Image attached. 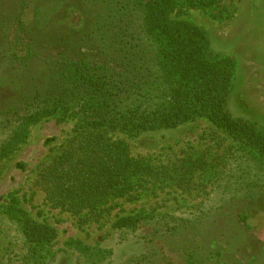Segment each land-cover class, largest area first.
Segmentation results:
<instances>
[{
	"label": "trees",
	"instance_id": "1",
	"mask_svg": "<svg viewBox=\"0 0 264 264\" xmlns=\"http://www.w3.org/2000/svg\"><path fill=\"white\" fill-rule=\"evenodd\" d=\"M14 1L20 8L8 12L6 22L12 19L19 31L8 56L26 67L27 56L19 54L29 53L35 41L24 13L39 11L35 0ZM86 1L98 4L87 32L89 44L98 32V47L93 52L88 43L74 51L60 48L54 59H46L30 95H12L0 104V162L27 142L40 120L72 119L73 142L47 165L40 184L53 204L91 213L138 183L188 188L203 165L196 160L152 164L131 156L111 133L137 137L205 119L240 155L239 178L214 186V197L188 215L150 211L117 217L112 222L120 233L116 259L114 246L69 240L72 264H160L166 261L165 248L183 264H264V244L246 235L252 227L249 211L260 200L254 195L264 191V126L229 111L233 59L210 54L207 34L192 21L174 17L182 8H209L219 0H61L66 16L59 23L83 22L76 4ZM18 202L9 195L5 205L15 228L12 237L20 245L10 251L8 264H55L50 248L56 229L33 219Z\"/></svg>",
	"mask_w": 264,
	"mask_h": 264
},
{
	"label": "rangeland",
	"instance_id": "2",
	"mask_svg": "<svg viewBox=\"0 0 264 264\" xmlns=\"http://www.w3.org/2000/svg\"><path fill=\"white\" fill-rule=\"evenodd\" d=\"M16 3L18 1L0 0V104L11 101L12 95L19 98L30 95L38 74L47 67L49 61L46 59H54L60 48L74 51L72 49L78 50L88 43L93 52L99 45L98 32L90 44L87 41V32L99 9L97 3L77 2L84 19L83 22L78 19L71 26L59 23L66 16L60 7L61 0H35L39 12L24 13L31 32L29 38L34 39L35 46L29 53L24 50L19 54L27 56L26 67L20 61L13 63L8 56L12 54L9 43L19 30L12 26V19L6 22V14L19 10ZM174 17L192 21L207 34L210 54L233 59L235 73L228 100L229 111L234 116L257 120L264 126V0H219L209 8H182ZM5 52L7 56H4ZM73 127L70 118L63 121H57L55 117L42 119L31 127L27 142L0 162V264H8L10 251L20 247L12 237L14 225L4 214L9 195L17 197L18 206L33 219L56 229L57 237L50 248L56 253L55 264H72V253L66 245L69 240L114 246L116 259L120 233L112 227V222L117 217L150 211L188 215L214 197V186H223L228 179L239 178L236 165L240 163V155L224 134L205 119L137 137L116 132L111 133V137L122 140L131 156L146 158L152 164L196 160L202 161L203 165L191 176L188 188L142 182L135 184L128 194L113 197L100 205L94 211L95 215L88 209L73 211L53 204L40 184L47 165L73 142ZM254 196L260 200L249 211L252 227L246 235L250 241L258 239L264 244V191L259 190ZM235 227L240 226L236 224ZM164 255L166 261L160 264H183L179 255L167 248Z\"/></svg>",
	"mask_w": 264,
	"mask_h": 264
}]
</instances>
